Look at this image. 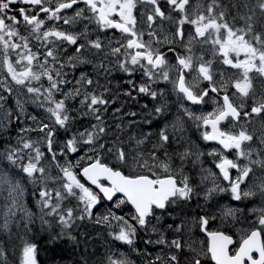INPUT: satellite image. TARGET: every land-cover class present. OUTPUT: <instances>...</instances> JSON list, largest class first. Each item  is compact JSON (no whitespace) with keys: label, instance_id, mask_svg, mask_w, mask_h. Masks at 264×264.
<instances>
[{"label":"snow or ice","instance_id":"snow-or-ice-1","mask_svg":"<svg viewBox=\"0 0 264 264\" xmlns=\"http://www.w3.org/2000/svg\"><path fill=\"white\" fill-rule=\"evenodd\" d=\"M37 237L264 264V0H0V264Z\"/></svg>","mask_w":264,"mask_h":264},{"label":"rangeland","instance_id":"rangeland-1","mask_svg":"<svg viewBox=\"0 0 264 264\" xmlns=\"http://www.w3.org/2000/svg\"><path fill=\"white\" fill-rule=\"evenodd\" d=\"M204 147L210 148L207 145H204ZM206 159L210 158L206 157ZM37 240L42 245L43 264H64L67 262V260L61 261L60 254L53 249V246L47 244L46 241L41 240L40 237H37Z\"/></svg>","mask_w":264,"mask_h":264},{"label":"flooded vegetation","instance_id":"flooded-vegetation-1","mask_svg":"<svg viewBox=\"0 0 264 264\" xmlns=\"http://www.w3.org/2000/svg\"><path fill=\"white\" fill-rule=\"evenodd\" d=\"M194 137H198L199 136V133L196 132L195 130H193V132L191 133Z\"/></svg>","mask_w":264,"mask_h":264},{"label":"trees","instance_id":"trees-1","mask_svg":"<svg viewBox=\"0 0 264 264\" xmlns=\"http://www.w3.org/2000/svg\"><path fill=\"white\" fill-rule=\"evenodd\" d=\"M64 264H68V261L66 263H64Z\"/></svg>","mask_w":264,"mask_h":264}]
</instances>
